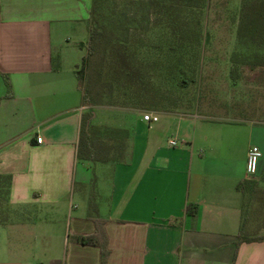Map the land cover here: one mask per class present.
<instances>
[{"label": "crops", "instance_id": "1", "mask_svg": "<svg viewBox=\"0 0 264 264\" xmlns=\"http://www.w3.org/2000/svg\"><path fill=\"white\" fill-rule=\"evenodd\" d=\"M91 2L0 0V176H11L0 264H264V241L236 247L242 227L257 237L242 194H264L263 100L255 108L201 96L188 112L149 107L152 124L123 110L124 161L76 159ZM253 145L262 158L248 178ZM87 165L93 187L77 173Z\"/></svg>", "mask_w": 264, "mask_h": 264}, {"label": "rangeland", "instance_id": "2", "mask_svg": "<svg viewBox=\"0 0 264 264\" xmlns=\"http://www.w3.org/2000/svg\"><path fill=\"white\" fill-rule=\"evenodd\" d=\"M181 5V0H100L95 17L89 18L90 27L100 35L81 84L88 99L84 114L89 116V128L121 130L123 110L141 115L148 114L144 110L149 107L188 112L201 96L218 105L232 97L249 100L255 108L262 100L264 104V67L255 66L252 58L255 53L263 55L264 46H248L237 39L242 0ZM110 46H115L114 58L122 60L116 66L131 72L127 90L121 86L124 81L112 75L109 52L105 53ZM115 143H105L113 155ZM86 168L78 167L77 173L87 174L93 187L95 173ZM243 199L249 233L264 236V194H243ZM89 202L96 204L95 194H89ZM1 208L5 222L10 209L3 198Z\"/></svg>", "mask_w": 264, "mask_h": 264}, {"label": "trees", "instance_id": "3", "mask_svg": "<svg viewBox=\"0 0 264 264\" xmlns=\"http://www.w3.org/2000/svg\"><path fill=\"white\" fill-rule=\"evenodd\" d=\"M185 8L193 7L192 3L196 0H181ZM100 8V0H92L89 18H94L97 10ZM165 30H171L168 26L164 27ZM100 32L95 28L90 27L88 19V42H87V53L81 60V66L78 72V84L82 92V103L88 106V99L86 93L83 91L81 84L84 82L86 77V67L90 64L91 56H93L94 49L97 46ZM237 39L240 43L248 46L260 47L264 46V0H242V6L240 10V21L237 30ZM110 49H106L108 56L111 60L112 75L119 81L123 80L121 86L127 90L129 84H127L128 79L131 76V72L128 69L116 66L120 61L114 58V53H112L111 48L115 46H110ZM112 53V54H111ZM254 65L258 67H264V54H253ZM234 67L232 65V71ZM4 82L6 86L5 98L11 97L10 83L6 76H4ZM95 128H89V116L84 114L81 119L78 145L76 151V159L78 161H86L91 163H120L125 159V141L128 138V133L125 130H112L109 128H103L102 130ZM106 137L103 139V137ZM115 141V155L111 154V148L105 144L108 141ZM113 151V149H112ZM11 188V176L4 175L0 176V198H3L6 202L7 209H9V194ZM3 189V194L1 191ZM239 189V187H238ZM243 196V194H242ZM244 203V199H243ZM243 210V204H242ZM244 223L247 222L246 216L243 211ZM99 232V230H98ZM251 241H264V236L247 238L244 236L243 227L238 233V240L236 247H238L243 242ZM92 243H96L92 241ZM102 256L105 254L104 247L101 246Z\"/></svg>", "mask_w": 264, "mask_h": 264}, {"label": "built area", "instance_id": "4", "mask_svg": "<svg viewBox=\"0 0 264 264\" xmlns=\"http://www.w3.org/2000/svg\"><path fill=\"white\" fill-rule=\"evenodd\" d=\"M142 120L147 124H152L155 123L158 119L156 116H152L150 114H144ZM36 142L37 144H40L41 139L37 137ZM169 146L172 147L176 146V142L171 141L169 143ZM261 158H262V153L257 146L253 145L248 149L247 158H246V167H245L246 176L248 178H253L257 174L258 165Z\"/></svg>", "mask_w": 264, "mask_h": 264}]
</instances>
